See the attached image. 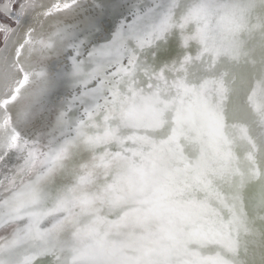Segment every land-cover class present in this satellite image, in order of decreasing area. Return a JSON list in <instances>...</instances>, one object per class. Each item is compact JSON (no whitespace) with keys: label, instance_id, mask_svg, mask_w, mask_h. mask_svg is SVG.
<instances>
[{"label":"snow or ice","instance_id":"6c2138e0","mask_svg":"<svg viewBox=\"0 0 264 264\" xmlns=\"http://www.w3.org/2000/svg\"><path fill=\"white\" fill-rule=\"evenodd\" d=\"M0 264H264V0H0Z\"/></svg>","mask_w":264,"mask_h":264}]
</instances>
